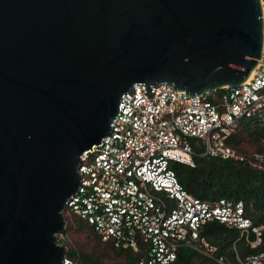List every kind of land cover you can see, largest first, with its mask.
Segmentation results:
<instances>
[{
    "label": "water",
    "instance_id": "obj_1",
    "mask_svg": "<svg viewBox=\"0 0 264 264\" xmlns=\"http://www.w3.org/2000/svg\"><path fill=\"white\" fill-rule=\"evenodd\" d=\"M259 0H0V264H62L83 151L135 82L237 86L261 56Z\"/></svg>",
    "mask_w": 264,
    "mask_h": 264
},
{
    "label": "built area",
    "instance_id": "obj_2",
    "mask_svg": "<svg viewBox=\"0 0 264 264\" xmlns=\"http://www.w3.org/2000/svg\"><path fill=\"white\" fill-rule=\"evenodd\" d=\"M259 1L261 56L239 85L193 97L171 82H135L121 94L108 135L80 155L79 186L63 208L66 226L75 218L86 222L102 241L140 253L133 264H173L184 246L217 264H232L202 235L209 222L237 230L238 239L250 247L261 244L264 221L254 223L252 203L196 196L169 167L171 160L194 166L195 156L264 167L263 152L244 153L229 142L242 120L264 119V0ZM64 236L57 235L59 243ZM62 264L76 263L66 256ZM243 264H264V252Z\"/></svg>",
    "mask_w": 264,
    "mask_h": 264
},
{
    "label": "trees",
    "instance_id": "obj_3",
    "mask_svg": "<svg viewBox=\"0 0 264 264\" xmlns=\"http://www.w3.org/2000/svg\"><path fill=\"white\" fill-rule=\"evenodd\" d=\"M246 129H248L247 136H251V140L257 143L256 148L252 151L264 153V119L242 120L237 131L229 138V142L241 151L240 145L244 138L240 134ZM194 161V166L177 161L169 164V167L175 171L178 180L188 192L203 198L242 199L246 204H253L251 215L254 223L259 224L264 221V167L257 168L249 161L213 157L195 156ZM68 224L77 229H83V227L89 229L105 246L122 255L121 263L111 264H133L141 255L130 248H116L111 242L102 241L91 225L76 218L73 221H67L65 234L68 230ZM201 233L209 242L217 244L216 254L225 255L232 264H243L247 262L248 256L264 252V230L261 244L253 248L242 239H238L237 230L229 229L216 222L205 224ZM216 239L219 240L217 243L215 242ZM233 242L236 244V250L231 249ZM200 255L192 248L184 246L179 249L173 264H217L213 258L202 257V255V259L195 263L194 258ZM66 256L72 261L74 257L78 256L80 262L77 264H107L92 254L80 252L75 248H67Z\"/></svg>",
    "mask_w": 264,
    "mask_h": 264
},
{
    "label": "rangeland",
    "instance_id": "obj_4",
    "mask_svg": "<svg viewBox=\"0 0 264 264\" xmlns=\"http://www.w3.org/2000/svg\"><path fill=\"white\" fill-rule=\"evenodd\" d=\"M220 92L221 90H218V93ZM247 132L248 129L243 130L240 134L244 138V141L240 145V149L243 152L249 153L250 151L256 148L257 143L251 140V136L249 135L247 136L248 134ZM191 142L196 151H201L202 148L199 146V142L197 140L195 141L191 140ZM172 163H173L172 160L169 161V164ZM64 240H63L64 243L62 241V244H65L67 248H75L80 252L92 254L94 257L101 259L103 262L107 264L121 263L123 260L122 255H119L115 251L111 250L108 246H105V244H103L98 240L97 236L93 232H91L89 229L85 227H83V229H77L73 227L71 224H68V230L64 236ZM218 241L219 240L217 239L215 240L216 243ZM211 244L217 246V244L215 243H211ZM235 245L236 244L233 242L231 244V249L236 250ZM199 253L202 255V257L206 256L203 252H199ZM201 255L196 256L194 258L195 263H198L202 259ZM73 261L77 264L80 262V259L78 258V256H76L73 258Z\"/></svg>",
    "mask_w": 264,
    "mask_h": 264
},
{
    "label": "bare ground",
    "instance_id": "obj_5",
    "mask_svg": "<svg viewBox=\"0 0 264 264\" xmlns=\"http://www.w3.org/2000/svg\"><path fill=\"white\" fill-rule=\"evenodd\" d=\"M252 73H253V70H252V72L250 73V75H249V76H251V74H252ZM249 76H248V77H249Z\"/></svg>",
    "mask_w": 264,
    "mask_h": 264
}]
</instances>
